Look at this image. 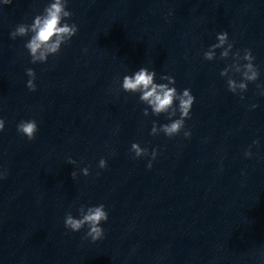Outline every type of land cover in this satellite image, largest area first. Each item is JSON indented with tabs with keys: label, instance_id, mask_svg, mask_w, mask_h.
I'll use <instances>...</instances> for the list:
<instances>
[{
	"label": "clouds",
	"instance_id": "9594fccd",
	"mask_svg": "<svg viewBox=\"0 0 264 264\" xmlns=\"http://www.w3.org/2000/svg\"><path fill=\"white\" fill-rule=\"evenodd\" d=\"M13 0H2L4 5H9ZM68 0H52L41 14L34 17L31 24H19L15 30L10 33V37L14 40L17 37H25L30 35V39L25 44L28 50L31 63H45L50 55H56L60 52L61 46L71 41L72 37L78 32V26L75 23L69 24L67 20L72 17L73 13L67 9ZM217 43L212 44L207 51L204 52V58L208 61L214 60L216 57V49H223L220 52V59L227 60L230 55L232 63L228 64L220 73L222 77H228L227 85L233 94H241L243 100V92L247 91L248 83H255L260 75L258 67L253 63L255 60L251 49H244L243 55L240 50L233 53L234 42L229 41L228 33L221 32L217 34ZM85 51H87L85 49ZM245 61L246 63H241ZM229 73L239 74L241 79L229 76ZM26 75L29 77L26 87L30 91H36V73L32 68L26 69ZM156 77L155 70H149L141 67L133 75H125L122 80V90L128 93H139V100L146 104L143 110L145 116L149 115L148 108H151V114L159 116L162 113L167 114L170 123L157 126L153 121L150 135H158L163 132L169 138L179 135L183 131L185 138L191 137V132L185 129V120L190 118L191 109L195 101V97L191 90L185 88L182 92H178L174 87L175 78L169 75H162L161 80L167 83L154 82ZM171 85V86H170ZM262 85L257 84V88ZM178 102V104H177ZM253 108L256 105H252ZM179 113V118L173 119ZM5 128V120L0 118V132ZM38 131L37 122L33 120H22L17 125V132L26 136L29 141L36 138ZM259 141L254 140L253 145ZM131 151L135 154L134 158L150 156L147 167H152V161L157 157V150L152 149L149 153L148 148H142L138 143H132ZM251 146L245 151V157L251 158ZM68 164H76L77 162L71 157L67 160ZM99 168L107 167V161L103 158L99 161ZM84 176L90 174L89 168L85 167L80 170ZM6 175V174H5ZM72 179H76L77 173H71ZM2 178V177H0ZM79 218L72 215L71 212L66 213L64 218V226L72 232H79L87 227L84 239L90 238L93 243L102 240L105 237V231L101 227L102 222H106L109 218L108 212L104 204L98 206H85L81 204L77 209Z\"/></svg>",
	"mask_w": 264,
	"mask_h": 264
}]
</instances>
